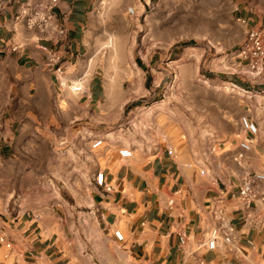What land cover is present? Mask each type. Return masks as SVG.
Wrapping results in <instances>:
<instances>
[{
	"label": "crops",
	"instance_id": "1",
	"mask_svg": "<svg viewBox=\"0 0 264 264\" xmlns=\"http://www.w3.org/2000/svg\"><path fill=\"white\" fill-rule=\"evenodd\" d=\"M50 1L0 0V230L11 242V248L0 244V264H264V196L249 209L240 197L243 178L264 173V73L253 79L247 63L213 36H200L208 44L173 39L163 48V38L146 33L133 88L140 86L141 94L112 98L111 84L93 63L105 39L104 1L58 0L48 28H30L29 15ZM144 1L146 13L152 0ZM134 10L126 12L130 21ZM232 15L243 43L250 29H264V11L237 3ZM192 48L198 62L188 56ZM53 51L62 73L48 62ZM81 78L89 96L70 91ZM243 117L257 125L256 134L244 128ZM45 128L65 132L60 140L72 142L68 155L91 152L95 159L76 163L86 182L67 192L68 199L55 187L64 178L57 172L48 201L30 207L14 187L20 173L14 145L24 132ZM96 139L104 140L98 150L91 148ZM243 142L251 149L242 150ZM121 148L133 156L121 159ZM98 171L109 191L95 183ZM256 187L264 192V181ZM219 197L235 241L208 251L201 241L216 224ZM116 229L125 243L116 240ZM181 236L188 238L185 246Z\"/></svg>",
	"mask_w": 264,
	"mask_h": 264
},
{
	"label": "rangeland",
	"instance_id": "2",
	"mask_svg": "<svg viewBox=\"0 0 264 264\" xmlns=\"http://www.w3.org/2000/svg\"><path fill=\"white\" fill-rule=\"evenodd\" d=\"M103 1L104 5L100 7L104 9L99 16L104 21L102 28L105 39L100 43L102 51L98 55L95 53L93 63L97 62L98 75L111 84L112 98H116L117 94L128 96L139 83L136 73L138 55L143 56L142 51H139V44L143 45L146 33H154L158 38H163L160 42L163 48L170 47L175 39L178 45L203 43L205 41L199 39L200 36L210 35L236 52L245 36L243 29L233 18L232 9L240 3L252 10L264 11V0H152L149 1L150 7H146V13L144 0L142 3L139 0ZM130 6L136 9L134 21H130L126 15ZM122 15L124 19L121 18ZM141 37L140 42L138 39ZM164 39L168 44H165ZM210 63L209 60L206 66ZM71 93L72 97H76ZM130 99L128 97L125 102ZM44 131L24 132L14 145L13 165L20 172L19 182L14 187L23 190L30 207L48 201L44 195L54 187L52 177L57 172L64 178L55 187L68 199L67 192L78 191L86 182L84 171L76 167V163L80 159L88 162L95 159L91 152H73L69 156L67 151L72 148V142L60 140L61 136L65 137V132L58 130V134H55L52 128H45ZM183 134L181 132L174 137L176 145H180V136Z\"/></svg>",
	"mask_w": 264,
	"mask_h": 264
},
{
	"label": "built area",
	"instance_id": "3",
	"mask_svg": "<svg viewBox=\"0 0 264 264\" xmlns=\"http://www.w3.org/2000/svg\"><path fill=\"white\" fill-rule=\"evenodd\" d=\"M58 0H51L50 3L43 9L38 8L33 10V12L27 18V25L30 28H39L45 30L48 28L49 21L51 20V10L56 6ZM134 8H128V14L134 15ZM242 23H246L245 20H242ZM59 33H63L62 30ZM236 57L247 63V68L252 74L253 79H259L264 73V29L253 28L250 29L247 33V37L244 43L236 51ZM48 62L51 65H58L55 70L58 73L63 72L61 67V58L57 52L53 51L49 53ZM70 91L76 95L80 96H89L88 89L84 86L82 78L72 83L70 86ZM245 129H247L251 134L257 133V125L249 120L246 117H243L241 120ZM104 146L103 139H96L91 148L98 150ZM242 150L248 151L251 149V144L243 142L240 144ZM118 154L121 159H129L133 156V153L128 148H121L118 150ZM242 157V155H240ZM264 181V173L257 172L252 175H247L243 178L240 184V197L244 202L247 209L250 208V205L256 199L264 196V192L256 187L258 182ZM95 183L97 186L110 190V187L106 183L105 174L103 171H98L95 177ZM172 203V202H171ZM213 219L216 224L208 229L203 234L201 245L204 246L205 250L215 251L219 248L220 244H232L235 241V228L229 223V220L226 216V207L225 200L222 197L216 199V203L212 210ZM114 236L116 240L123 244L125 243V236L120 229L114 231ZM180 242L182 246H185L188 243V238L181 236ZM0 244L11 248V242L8 241V235L4 230H0Z\"/></svg>",
	"mask_w": 264,
	"mask_h": 264
},
{
	"label": "bare ground",
	"instance_id": "4",
	"mask_svg": "<svg viewBox=\"0 0 264 264\" xmlns=\"http://www.w3.org/2000/svg\"><path fill=\"white\" fill-rule=\"evenodd\" d=\"M188 56L189 57H193L197 62L201 59L199 56H198V52L196 51V50H194L193 48L192 49H189L188 51ZM226 59H223V60H221L220 62H221V64H220V66H221V69H223V70H227L228 69V65H227V63H226V61H225ZM227 86V85H226ZM229 86V85H228ZM227 86V88H225L224 90H230L229 89V87ZM134 90V92H133V94L134 95H140L141 94V92H142V89H141V87L139 86V87H137L136 89H133ZM203 134V133H202ZM203 135H205V134H203ZM205 137V136H204ZM205 139V138H204ZM112 140L113 141H117V142H121V143H123L124 144V146H126V147H130V144L132 143L131 141L132 140H128V139H125V138H117V137H112ZM69 156H72V154H69ZM185 156V155H184Z\"/></svg>",
	"mask_w": 264,
	"mask_h": 264
}]
</instances>
